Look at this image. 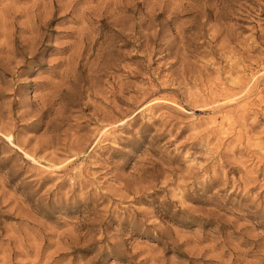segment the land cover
Listing matches in <instances>:
<instances>
[{
	"label": "rangeland",
	"instance_id": "1",
	"mask_svg": "<svg viewBox=\"0 0 264 264\" xmlns=\"http://www.w3.org/2000/svg\"><path fill=\"white\" fill-rule=\"evenodd\" d=\"M0 264H264V0H0Z\"/></svg>",
	"mask_w": 264,
	"mask_h": 264
}]
</instances>
